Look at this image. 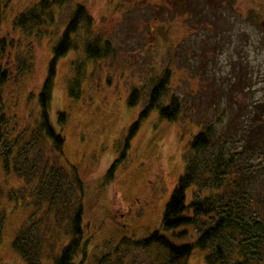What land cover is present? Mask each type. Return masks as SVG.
<instances>
[{"label": "rangeland", "instance_id": "374dc122", "mask_svg": "<svg viewBox=\"0 0 264 264\" xmlns=\"http://www.w3.org/2000/svg\"><path fill=\"white\" fill-rule=\"evenodd\" d=\"M38 1L13 0L2 32L11 33L14 14ZM77 2L92 14L94 32L110 39L115 53L99 61L94 71L89 69L93 78L83 83V100L78 102L69 99L67 84L73 63L82 53L58 61L50 116L56 122L60 111L70 112L65 153L57 156L56 150L39 140L38 145L32 142L21 147L17 164L24 166V159L29 167L34 164L30 156L34 146L40 165L77 168L84 182L83 196L75 190L50 208L46 196H36L42 184L39 169L35 170L36 184L22 183L23 188H18L19 180L4 175L0 164V197L7 212L0 264H25L12 247L17 232L27 239L32 264L39 263V253L50 260L60 243L54 224L63 221L57 225L62 224L60 235L70 234L73 214L81 205L89 253L87 258L78 255L73 264L78 260L93 264L104 256H109L105 264H157L160 253L156 248L144 250L121 242L144 240L161 230L166 203L184 171V142L208 123L219 122L218 131H224L238 111L237 101L243 99L255 110L254 103L264 99V14L255 12L246 0L236 11L233 0H67L58 10L57 25L49 27L53 38L36 39L29 31L8 35L17 45L22 41L21 49L35 59L27 81L22 82L17 70L5 89L7 98L18 100L12 134L20 141L39 116L34 94L48 75L52 48ZM167 68L172 73L169 94L180 97L183 113L171 123L153 114L131 137L129 127L146 106L154 81ZM109 79L112 84L104 87ZM134 87L143 91L136 109L128 107L126 97ZM92 100L97 107H89ZM182 132L186 139L181 138ZM113 164L112 179L105 183ZM14 188L25 203L9 200ZM186 264H208L205 252L196 248Z\"/></svg>", "mask_w": 264, "mask_h": 264}, {"label": "trees", "instance_id": "16d2710c", "mask_svg": "<svg viewBox=\"0 0 264 264\" xmlns=\"http://www.w3.org/2000/svg\"><path fill=\"white\" fill-rule=\"evenodd\" d=\"M12 1L0 0L1 171L6 176L17 178L21 183L18 188H23L22 183L25 186L28 182L36 184L35 170L39 169L42 184L39 185L36 196H46L51 208L54 203L64 196L68 197L75 190L80 192V197L83 196L84 182L75 166L69 170L67 166L52 169L49 164L40 165L41 157L38 158L35 154L34 146L30 155L34 164L29 167L28 160L24 159V166H19L17 161L21 155V147L32 142L38 145L36 142L44 140L56 150L57 156L64 155L67 143L65 129L70 112L60 111L56 122L50 116L58 61L70 54L82 53V58H77L73 63L74 72L67 84L69 99L78 102L83 100V83L86 79L93 78L90 70L94 71L99 61L112 56L115 47L104 34L94 32L95 20L92 14L85 5L77 2L70 20L52 48L48 75L38 94H34L39 103V116L35 124L26 130L24 140L20 141L12 134L13 123L17 118L12 113L18 106V100L14 97L7 98L5 89L12 81L13 74L14 77L17 76V70L22 82L27 81L34 69L35 59L28 57L26 51L21 49L22 41L17 45L14 40L8 39V35L29 31L36 39L53 38V28L49 27L57 25L58 10L67 0H40L27 9H19L11 19V33H3L6 11ZM83 31L85 36L82 35ZM171 76V69L167 68L154 81L146 98V106L129 127L131 137L153 114L160 120L171 123L176 122L183 113L180 97L169 94ZM110 84L111 79L105 82L104 87H110ZM142 92L137 87L132 88L126 96L129 108L139 107ZM113 104L115 105L114 102ZM254 105L255 110L243 99L237 101L235 106L238 111L235 117L229 118L224 131H218L219 122L208 123L184 142V171L166 203L161 230H156L137 242L123 239V245L134 243L136 248L144 250L156 248L160 253L157 264H186L196 248L205 252L208 264H264V99L256 101ZM91 106L97 107L93 100L89 102V107ZM96 110L99 111L98 108ZM184 136L185 133L182 132L181 138L186 139ZM125 141L128 145L129 142ZM49 168L50 171L44 173ZM113 170L114 164L105 176V183L112 179ZM18 188L12 189L14 195L8 197L17 205L24 202L18 195ZM26 189L27 187L25 192L28 193ZM1 200L3 198L0 197V237L7 220V212ZM34 208L40 210L42 205ZM82 212L81 205L73 214L70 234L60 235L63 233L60 230L62 224L59 228L57 225L63 221L58 220L54 224V229L59 230V247L47 261L46 255L41 257L39 253L38 264H73L74 259L81 254L87 258L89 245L84 240ZM26 241L22 232H17L12 247L21 255L25 264H32L34 260L30 250L26 249ZM107 258L109 256L97 258L99 261L96 259L93 264H105ZM77 264L84 263L78 260ZM88 264L91 262L88 261Z\"/></svg>", "mask_w": 264, "mask_h": 264}, {"label": "flooded vegetation", "instance_id": "af4514ba", "mask_svg": "<svg viewBox=\"0 0 264 264\" xmlns=\"http://www.w3.org/2000/svg\"><path fill=\"white\" fill-rule=\"evenodd\" d=\"M236 2L234 5V10H239L242 6L240 5V2L242 0H233ZM250 7L255 10V12L259 11L260 13L264 14V0H246Z\"/></svg>", "mask_w": 264, "mask_h": 264}]
</instances>
